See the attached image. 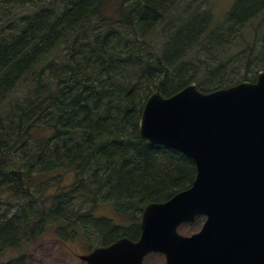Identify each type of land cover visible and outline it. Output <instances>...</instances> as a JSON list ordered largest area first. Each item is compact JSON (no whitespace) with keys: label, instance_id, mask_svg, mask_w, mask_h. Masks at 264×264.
Instances as JSON below:
<instances>
[{"label":"trees","instance_id":"trees-1","mask_svg":"<svg viewBox=\"0 0 264 264\" xmlns=\"http://www.w3.org/2000/svg\"><path fill=\"white\" fill-rule=\"evenodd\" d=\"M11 1L0 2V264H24L1 258L47 222L103 245L138 240L145 207L197 175L186 154L141 137L148 97L255 81L264 0H234L221 19L204 0H121L112 14L108 0ZM46 174L51 196L33 189ZM101 204L117 217L98 216Z\"/></svg>","mask_w":264,"mask_h":264},{"label":"water","instance_id":"water-1","mask_svg":"<svg viewBox=\"0 0 264 264\" xmlns=\"http://www.w3.org/2000/svg\"><path fill=\"white\" fill-rule=\"evenodd\" d=\"M152 143L194 160L193 183L142 214L138 240L122 237L80 258L87 264H143L151 253L166 264H264V70L209 92L192 82L164 96L156 89L139 124ZM204 215L191 234L179 226Z\"/></svg>","mask_w":264,"mask_h":264},{"label":"rangeland","instance_id":"rangeland-1","mask_svg":"<svg viewBox=\"0 0 264 264\" xmlns=\"http://www.w3.org/2000/svg\"><path fill=\"white\" fill-rule=\"evenodd\" d=\"M4 4L11 0H0ZM121 0H108L105 5L107 13H114L116 8L120 5ZM234 0H204L205 4L212 7L216 13V18H224L227 10L230 8ZM0 24H3V20L0 19ZM50 174L39 176L36 180V185L33 187L34 190H44L47 196L55 194L58 190L55 180L50 179ZM71 173L66 174L64 185L70 184L73 180ZM72 180V181H71ZM54 183V184H52ZM7 199H12V195L7 194ZM50 198V197H49ZM96 214L98 216H110L117 217L112 204H101L96 207ZM201 228V227H200ZM199 228V229H200ZM183 234H191L199 229H193L184 226L180 228ZM28 232H31V228H28ZM81 231L78 232L77 236L69 237L64 230L60 229L58 222H47L37 230V236L31 238L30 241L16 246L13 249H9L3 256L2 261L15 260L17 258H23L24 264H87L80 258V255L86 254L91 251L94 247L102 245L99 241L87 239L83 237ZM90 243L93 245L90 247ZM145 264H166L164 255L154 253L150 257H147Z\"/></svg>","mask_w":264,"mask_h":264}]
</instances>
